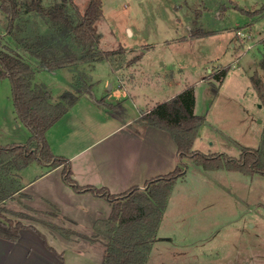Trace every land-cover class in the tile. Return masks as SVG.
Listing matches in <instances>:
<instances>
[{
    "label": "rangeland",
    "instance_id": "obj_1",
    "mask_svg": "<svg viewBox=\"0 0 264 264\" xmlns=\"http://www.w3.org/2000/svg\"><path fill=\"white\" fill-rule=\"evenodd\" d=\"M89 1L76 0L82 12ZM102 1L103 16L96 22L99 46L120 52L93 66L42 69L6 36L36 66V81L45 83L55 100L66 90L76 91L73 79L81 78L83 71L94 82L90 94L121 104L123 110L116 112L120 115H126V109L138 115L141 108H152L192 84L195 113L206 117L196 151L239 158L245 149L261 146L264 103L251 76L257 71L264 80V16H250L245 10L263 8L264 0ZM6 23L0 7L2 34ZM238 30L245 35L243 42ZM204 32L208 34L199 36ZM226 66L222 82L210 80V74ZM23 130L27 128L15 113L11 82L0 78V144L21 143ZM184 163V177L175 184L148 264H264V174L205 169L188 158ZM10 200L0 218L36 223L49 236V223L93 235L91 221L66 217L56 204L42 206L38 213L17 198ZM76 236L53 241L65 249L67 259L74 253L77 264H102L105 243Z\"/></svg>",
    "mask_w": 264,
    "mask_h": 264
},
{
    "label": "trees",
    "instance_id": "obj_2",
    "mask_svg": "<svg viewBox=\"0 0 264 264\" xmlns=\"http://www.w3.org/2000/svg\"><path fill=\"white\" fill-rule=\"evenodd\" d=\"M0 7L7 19L5 33H0V78L10 80L15 113L30 131L25 143L0 144V213L8 211L4 203L14 199L23 188L19 171L34 162L45 164L48 170L63 165L68 183L78 190L90 189L105 197L112 210L108 218L95 222L92 236L51 223L49 226L68 239L76 234L90 240L103 237L102 264H148L175 184L184 177L187 166L184 159L205 169L238 170L250 176L264 174V133L261 146L245 149L239 158L222 153L206 154L193 148L206 117L195 113L196 98L191 84L174 97L149 108L136 122L166 130L172 135L180 154V162L174 170L148 179L143 187L135 185L122 193H112L104 186L79 185L73 178L68 158L56 155L46 138L48 129L79 100V95L66 90L59 100H55L48 86L36 81V66L27 55L38 62V67L56 72L62 68L93 66L119 53L120 50H102L99 46L96 22L103 16V1L90 0L84 12L76 0H49L48 3L45 0H0ZM245 12L250 16H264V7ZM6 36H10L27 55L10 45ZM261 43L260 67L264 71V39ZM228 69L226 66L210 74V80L222 82ZM84 74L85 71L81 78L73 79V84L90 93L94 82ZM251 81L264 103L263 78L256 71ZM98 101L111 111L123 110L121 104L108 102L105 97ZM2 218L0 236L17 240L25 224Z\"/></svg>",
    "mask_w": 264,
    "mask_h": 264
},
{
    "label": "crops",
    "instance_id": "obj_3",
    "mask_svg": "<svg viewBox=\"0 0 264 264\" xmlns=\"http://www.w3.org/2000/svg\"><path fill=\"white\" fill-rule=\"evenodd\" d=\"M73 87L79 100L48 129L46 138L56 155L68 158L73 178L79 185L104 186L112 193H122L135 185L143 187L148 179L176 168L180 154L172 135L166 130L136 123L148 109L141 108L135 116L126 109V115H120L100 103L99 98L74 84ZM23 131L22 139L18 140L21 143L30 135L28 128ZM63 169V165L48 170L43 163L30 164L18 173L23 188L15 198L38 213L43 212L42 206L57 205L66 217L77 221L86 219L95 224L99 219L108 218L112 210L110 202L90 189H76L66 181ZM40 226L25 223L17 240L0 236V264H77L79 259L74 253L67 259L65 249L53 241L67 238L44 225L51 232L49 236ZM77 239L73 235L67 240ZM95 241L105 243L103 237Z\"/></svg>",
    "mask_w": 264,
    "mask_h": 264
},
{
    "label": "built area",
    "instance_id": "obj_4",
    "mask_svg": "<svg viewBox=\"0 0 264 264\" xmlns=\"http://www.w3.org/2000/svg\"><path fill=\"white\" fill-rule=\"evenodd\" d=\"M236 35H237V37L239 38V41H240V42H243V40L245 39V35H244V33H243L242 31L238 30V31L236 32Z\"/></svg>",
    "mask_w": 264,
    "mask_h": 264
}]
</instances>
